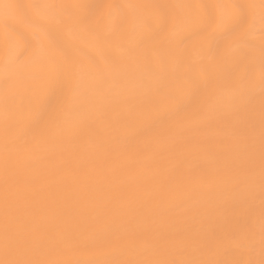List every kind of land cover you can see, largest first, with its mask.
<instances>
[{"label": "snow or ice", "instance_id": "1", "mask_svg": "<svg viewBox=\"0 0 264 264\" xmlns=\"http://www.w3.org/2000/svg\"><path fill=\"white\" fill-rule=\"evenodd\" d=\"M0 28V264H264V0H8ZM116 130L130 159L159 153L178 162L173 174L94 195L71 159L30 167L50 143L94 139L106 145L93 165L103 170L121 155ZM61 195L91 219L66 239L57 225L25 235ZM173 201L190 211L161 215ZM41 245L94 258H32ZM177 247L184 258L148 256Z\"/></svg>", "mask_w": 264, "mask_h": 264}, {"label": "bare ground", "instance_id": "2", "mask_svg": "<svg viewBox=\"0 0 264 264\" xmlns=\"http://www.w3.org/2000/svg\"><path fill=\"white\" fill-rule=\"evenodd\" d=\"M8 0H0V3H6ZM27 2V0H26ZM56 2H65V0H56ZM258 2V0H257ZM3 32L0 28V38H2ZM3 120V113L0 111V122ZM222 136H228L227 132L221 133ZM117 138H120L119 130H116L109 143L115 146L116 151L121 153L119 159H109L107 166L103 170L96 171L93 169V165L97 162H103L105 159V146H101L94 139H80L67 143L65 145H57L50 143L42 150L41 155L46 159L32 160L30 161V167L33 170H38L43 164L48 163L47 158H52V163L55 167L59 168L63 166L65 159H71L73 168L88 169L94 178V182L88 186V192L94 195H101L112 191L113 189L122 187L125 189V193L136 189L137 185L150 184L153 178L166 177L173 174L177 167V161L175 159H167L161 161L159 153L150 152L139 160L130 159L127 155V144L123 138L119 139L117 144ZM256 201L255 208L256 214L254 217V227L259 230V210L261 206V200L259 198V115H257V129H256ZM163 151V150H161ZM3 156V132L0 127V158ZM214 162L209 160L211 166ZM186 166L191 165L190 160L185 161ZM141 196L144 193L140 194ZM61 200L59 207H47L40 216L35 220H28L26 223L25 235L31 234L35 236L42 228L49 225L58 226V239H66L70 234V229L77 221L84 223L91 219L92 209L89 208L87 213L84 212L82 207L75 205L72 199L64 200L63 196H58ZM190 210L187 207L181 206L178 201L166 202L160 210L161 215H186ZM2 217L3 208L0 205V234H2ZM158 219V217H156ZM165 239L169 243H175L181 245L188 243L194 245L198 236L196 233H188L186 235H179L176 233H166ZM32 258L36 259H91L94 258L91 253H85L77 250L66 249L63 252H55L47 249L46 246L41 245L38 251L29 253ZM232 255V250L229 249L225 252V256ZM149 258L157 259H182L184 258V248L177 247L171 253L158 252L153 254L151 251L148 253ZM3 245L0 243V259H4Z\"/></svg>", "mask_w": 264, "mask_h": 264}]
</instances>
